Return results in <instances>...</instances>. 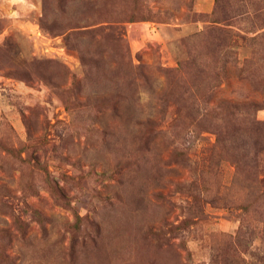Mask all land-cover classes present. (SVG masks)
I'll list each match as a JSON object with an SVG mask.
<instances>
[{
	"label": "rangeland",
	"instance_id": "obj_1",
	"mask_svg": "<svg viewBox=\"0 0 264 264\" xmlns=\"http://www.w3.org/2000/svg\"><path fill=\"white\" fill-rule=\"evenodd\" d=\"M0 264H264V0H0Z\"/></svg>",
	"mask_w": 264,
	"mask_h": 264
}]
</instances>
